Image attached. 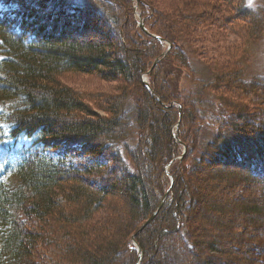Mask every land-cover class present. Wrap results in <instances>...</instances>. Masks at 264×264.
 Wrapping results in <instances>:
<instances>
[{
    "label": "trees",
    "instance_id": "16d2710c",
    "mask_svg": "<svg viewBox=\"0 0 264 264\" xmlns=\"http://www.w3.org/2000/svg\"><path fill=\"white\" fill-rule=\"evenodd\" d=\"M28 1L57 12L31 9L43 22L30 21L33 12H26L24 0H0V150H16L15 160L0 164V264H138V246L139 264H259L255 255H264V200L253 196L236 202L232 193L243 194L247 182L264 191V107L255 114L245 104H227L208 87V79L198 74L201 82L194 83L193 63L210 54L208 69L216 87L235 79L238 91L249 94V107L262 106L264 77L248 76L251 49L264 34L262 13L245 0H171L165 26L158 21V0L156 11L138 0L150 31L144 33L132 0L117 14L131 18L130 33L139 41L146 38L138 49L120 31L114 32L116 42L61 40L77 31L66 20L67 8L78 9L73 20L85 18L82 33L103 8L81 0ZM108 1L113 6L118 0ZM109 11L119 24L114 9ZM102 19L104 26L112 25L106 14ZM219 28L240 41L226 44L236 45L231 56L218 52L226 46ZM197 37L206 38L213 53L193 48ZM164 50L167 54L151 70ZM218 54L230 68L221 65ZM171 60L183 64L190 80L183 91L175 88L177 93L156 80ZM147 72L153 92L143 80ZM67 74H96L123 87L114 95L89 96L63 82ZM197 83L206 91L204 99L195 94L198 115L191 102ZM96 105L106 113L96 111ZM175 133L187 146L181 159ZM235 153L245 154L244 161H235ZM100 157L112 164L108 170ZM224 161L247 166L250 180L220 173L215 165ZM224 196L230 201L220 200Z\"/></svg>",
    "mask_w": 264,
    "mask_h": 264
},
{
    "label": "rangeland",
    "instance_id": "374dc122",
    "mask_svg": "<svg viewBox=\"0 0 264 264\" xmlns=\"http://www.w3.org/2000/svg\"><path fill=\"white\" fill-rule=\"evenodd\" d=\"M81 1H84V3H86L87 6L88 5H93V6H97L99 9L100 8H103L102 9V12L101 11H97L96 12V18H93L89 22V24L91 25L92 24L91 23L92 21H96L97 22V26H95L94 28H91L90 25H89V27L85 30V32L82 33L81 31H79V28L82 26L83 23H85V18L80 17L79 20H77V21L76 20H73V19L77 18V16H76L75 13L77 12L78 9L77 8H71V7H69L70 9L67 8L66 9L67 11L64 12L65 15L67 16V19L66 20L69 21L72 24V26L75 27V29L78 32L76 31V33H74V34H70V35H68L65 38H61V40H68L69 42L72 41V40H74V41H79L81 43H84V42H87V41H90V40H93V41H96V42L97 41H101V42H116V41H118V38L119 37H118V34L115 37L114 32H117V31L119 32L120 31V33L124 35L123 38L126 40L127 37H128V40L132 42V45L136 46L138 49L140 48L139 46L143 45V43L145 42V39L146 38H142V41H139L141 39L136 38V36L133 35V33H130L131 18L129 16L128 17L127 16L126 17H123L122 16L123 17L122 18V17H120L119 14H117L120 11H123L122 7L123 8L125 7V9H126V7L129 8L130 5L127 2H129V1L132 2V0H125V3L124 4H122V2L124 0H118V1H116V4H114L113 6H112V4H110V1H108V0H81ZM145 1L149 2L150 9L156 11L155 6L157 5V0H145ZM158 1H159V4L162 7H164V8L160 7L159 8V12L156 11V13L160 15V18L158 19V21L160 20L163 25L165 23V26H167L166 19L168 20V18L170 17L169 15H172V14L169 13L168 8H167V6L169 5V2L171 0H158ZM245 1H246V3L248 5H250L254 9L260 11L262 13L261 16H262V18L264 20V0H245ZM131 2H130V4L132 5ZM24 5H25L24 8H25V10H26L27 13L33 12V13H30V16H31V18L29 19L30 21L34 20V18L35 19H38L34 15L35 12L38 13V11H40V12L48 13V11H50L51 9L53 10V13L54 14L57 12L52 7H47L46 9H44V11H42L43 9H41L39 6H36V5L35 6L37 8H35L30 3V1H28V0H24ZM8 6H9L8 4H5L3 6V8L4 9H7ZM99 6H101V7H99ZM152 6L154 7V9L152 8ZM138 7H139V2H138V0H136V3L134 5V8H135V12L137 11V14L135 13V17L138 16L139 21L142 19L143 20V24H144V27H142L141 24L138 23L139 29H141L144 33H150L149 29L146 27L145 18L142 15V13L140 14V12L138 11ZM110 8L111 9H114L115 14H117L120 17L121 20H120L119 24L115 23L109 17V16H111L110 15L111 13L109 11ZM31 9H33L35 12L32 11ZM70 11H72V13ZM104 14L107 15L108 21L112 25L106 24L104 26V23L102 22V20H103L102 17H104ZM56 18H57L56 16L55 17L54 16L51 17V20H49L47 22L48 25L49 26H52L53 20L56 19ZM83 19H84V21H83ZM38 20H40V19H38ZM40 21L43 22L42 20H40ZM158 21H156V22H158ZM170 22H172V21L170 20ZM76 23H78V24H76ZM119 25H120V27H121L122 30H119L120 29ZM60 26H61L60 24H57V27L58 28ZM57 27H55V31H58ZM96 28H97V32H95V29ZM219 29H221V28H219ZM209 30L210 31H215L216 28L215 29L210 28ZM199 31H201V30H199ZM210 31H208V29L206 30L207 33H209ZM225 32L228 34L227 36H225ZM108 34H109V37H108ZM221 34L224 35V39H222L224 45L228 44V42H230V43H232L233 41L236 42V40L238 41L237 43L240 42L238 38L236 39L235 34L232 33L229 29H223L221 31ZM199 35L202 36L203 35L202 32H200ZM203 40L205 41V43L203 42ZM191 41L192 42H196L197 41L196 43H194L193 48H199V50L201 51V54H202L203 47L208 48L209 49V52L211 50V52L213 53L214 46L212 44H210V42H208V40L206 38H203L202 39L201 37H199V38L197 37L196 39L193 38ZM164 42L166 44H168L169 41L167 42L165 40ZM147 45L151 47V45L149 43H147ZM235 46L236 45H226V46L222 47L220 51L218 50V52L219 53H221V52L224 53L226 51L225 53H227L228 55L231 56L232 53H233L232 52V49L234 50ZM168 47H169V45H168ZM165 52H167V51L164 50V52L162 53V55L160 57H157L154 60V63L152 65V67H151V70L154 67H156L161 60H163V56H164V53ZM214 55H216V54H214ZM214 57H216V56H214ZM250 57H251V61H250L251 63L248 65V76H250V77H264V34H263L262 38L257 43H255L253 49H251V55H250ZM203 58L205 60L204 61L202 60L201 63H193V70L196 73L195 76H194V83L201 82V81H197V79H196V75L199 74L200 76H197V77H199L201 79H208L210 81V84H212V86H208V87L209 88H216L217 95H219V94L220 95H223V97L225 98L224 100L226 101L227 104H235L236 102H238L236 105L239 106V108H241L240 106H243V104H245L246 106H248L247 112L255 113V114H256L255 110H261V109H263L264 104L262 106H260V104H257L256 105V108L249 107L248 103L250 102L251 98L249 97V94L245 95V97H244V94L245 93H243V92L241 93V92L238 91V89L236 87L237 86L236 85V82L237 81H235V79H231V82H229L230 84L226 82L225 84L220 85L219 87H222L223 88V91H221L219 87H216V86L219 85V83L218 82H213V80H210L211 79L210 77H211V75H213V73L212 72H209V69H208L210 67H209V62H207V61L209 60V58H211V55L208 54L207 57H203ZM218 59L221 60V62H222L221 65H224V67H225L226 66L225 63H226V61L228 62V60L224 61V59L219 54H218ZM182 65H183L182 63H179V62H177L175 60H171L170 62L169 61H166L162 65V67L157 71L158 74L156 75V80L158 82H161V84L163 86H167L168 89L170 90V92L177 93V91L175 90V88L179 92L183 91V88H188L190 86V80L188 79L189 76L186 74L187 71L182 72ZM227 68H230V67H227ZM149 72H147V73H145L143 75L144 83H145V80H147L148 83H149V76H148ZM189 74H190V72H189ZM160 75H162V76H160ZM159 76L162 77L164 80L162 78H159ZM62 80L66 84L70 85L71 87H74L78 91L84 92L85 94H88L89 96L92 95V94H96V95L106 94L108 96L109 94H107V93H110V95H114L119 90H121V88L123 87V85L119 81H117V82H107V81H104L99 76H97L96 74H92L91 76H84V74H67V75H64L63 76ZM145 85H146V83H145ZM206 85L207 84H203L202 86H206ZM243 85L246 86L245 83ZM200 86H201L200 83H197V88H195L197 90V92H195L194 94H192L191 102H194V103H192L194 105L198 101L196 99V95L195 94H197V93L198 94H202L201 95L202 96V99H204L206 97V91H204V88L205 87H201L200 88ZM225 87H227L226 92L224 91V88ZM147 88L150 89L153 92V88H151L150 83L147 86ZM245 90H246L245 92L248 93L249 89L248 88L246 89V87H245ZM89 99H90V97H89ZM95 104L100 105V103H95ZM239 104H241V105H239ZM98 105H96V107H94L95 110L96 111H99V112H101L103 114L106 113V112H104L102 110V109H104V107H99ZM194 108H195V112H197V115H198V112L199 111L196 110V105L194 106ZM236 111H238L239 113H241L239 111V109H236ZM252 116L255 117V115H252ZM177 142L182 145L183 152L185 150V147H186V151H187V146L185 144L181 143L179 138H178V141ZM87 151H89L88 148H87ZM214 154H218V153H214ZM214 154H210L208 156V160H211V157H213ZM219 154H220V152H219ZM244 155L245 154L235 153V155L233 157H235L234 158L235 161H239L240 158L242 159L241 161H244ZM181 156H179V157H181ZM220 157H222V155ZM15 158H16V150L15 149L0 150V164H2V163H5V164L6 163H10L9 161H13V160H15ZM100 159H102V161H103L102 164L107 167V170H108V168L110 166H112V164L110 163V161H106L103 157H100ZM106 159L109 160L107 157H106ZM233 164H235V163L234 162H225L224 161V162H221V165L220 166L219 165H215V166H217V168H219L218 170H220L219 171L220 173L227 174L229 177L238 178L239 176H242V177H244L245 179L248 180L249 178L246 175V172L247 171H246V169H244L245 166H234ZM170 165H171V163H169L165 167L167 171L169 170V166ZM209 165H211V164L209 163ZM114 168H116V166H114ZM245 168H247V166ZM243 172H245V174ZM244 175H246V176H244ZM85 178H88V179L91 180L90 177H83L84 180H86ZM95 181H99V180H95ZM208 182H213V181L209 179ZM242 184H244V183H242ZM256 185H257L256 183L255 184L254 183H251L250 184L249 182H247L245 184V186H244V187H247L246 191L243 192L245 188L242 189V191H241V193H243V194H238V193L236 194L235 191H234L235 193L234 192L232 193L233 200L236 201V202H239V201H241V199H250L253 196H254V198L256 197V199L259 198L260 200H264V191H263V189L261 187L260 188L259 187H256ZM216 192H218V189H214V193H216ZM261 193H263V194H261ZM228 194H230V193H228ZM229 196H224L223 198H220V200L221 199L222 200L226 199V200L230 201ZM207 198H209V197H207ZM214 199H215V197H213V200ZM203 206H200V214H198L199 217H201V218L204 217L202 215L203 214V210H202ZM205 206H207V204ZM224 217H226V216H224ZM149 219L146 220V221H144L143 222V225L137 230V231L140 232L139 234H141L143 232V230H145V228L150 223H152L153 220H154L153 219L152 221H149ZM134 234L136 236L137 235L139 236V234H137V232L134 233ZM135 235H134L133 241H134V244H136L138 246V243L136 241ZM179 249H180V251H182L181 248H179ZM138 250H139V255H140V253L142 252V250L140 249L139 246H138ZM185 257H188V256L186 255ZM255 257H258V258H255V261L258 262L259 264H262L260 261H262L264 255H262V256H260V255L259 256H256L255 255ZM261 257H262V259H261ZM174 258H176V257H174ZM167 259H169V257ZM187 260H189V259H187ZM172 261L173 260L171 259L168 262L173 263ZM252 261H254V259ZM138 264H139V262H138Z\"/></svg>",
    "mask_w": 264,
    "mask_h": 264
},
{
    "label": "water",
    "instance_id": "95a60500",
    "mask_svg": "<svg viewBox=\"0 0 264 264\" xmlns=\"http://www.w3.org/2000/svg\"><path fill=\"white\" fill-rule=\"evenodd\" d=\"M139 23L141 24L142 27H144V24H143V20H142V19L139 21ZM159 39L162 40V38H159ZM167 42H168V41H167ZM168 45H169V48H168V50H169V49H170V46H171V43L168 42ZM166 54H167V52L164 53V56H165ZM145 83H146L147 86L149 85V83H148L147 80H145ZM180 112H181V107H180ZM174 138L178 141V138H179V137H178V135H177L176 133L174 134ZM185 152H186V147H185V150H184L182 156L179 157L180 159L183 157V155L185 154ZM170 190H171V188H169L168 191L166 192V194H165V196H164V199H166V197L169 195ZM164 199H163V201H164ZM163 201L159 204L157 210L152 214V216L150 217L149 221H152V220L155 218L157 212L160 210V208H161L162 205H163ZM140 251H141V250H140ZM141 259H142V252H141L140 255H139V261H140Z\"/></svg>",
    "mask_w": 264,
    "mask_h": 264
},
{
    "label": "bare ground",
    "instance_id": "6f19581e",
    "mask_svg": "<svg viewBox=\"0 0 264 264\" xmlns=\"http://www.w3.org/2000/svg\"><path fill=\"white\" fill-rule=\"evenodd\" d=\"M140 262V261H139Z\"/></svg>",
    "mask_w": 264,
    "mask_h": 264
}]
</instances>
